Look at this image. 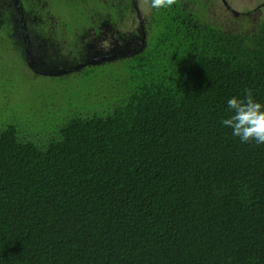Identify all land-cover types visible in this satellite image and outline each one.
I'll use <instances>...</instances> for the list:
<instances>
[{"label": "trees", "instance_id": "obj_1", "mask_svg": "<svg viewBox=\"0 0 264 264\" xmlns=\"http://www.w3.org/2000/svg\"><path fill=\"white\" fill-rule=\"evenodd\" d=\"M47 1L95 32L82 3L105 8L138 47H54L62 70L46 75L1 47L0 264H264V143L221 123L246 89L264 105V12L243 30L207 0L140 1L143 17L137 0ZM16 74L49 79L58 106L16 104Z\"/></svg>", "mask_w": 264, "mask_h": 264}, {"label": "rangeland", "instance_id": "obj_2", "mask_svg": "<svg viewBox=\"0 0 264 264\" xmlns=\"http://www.w3.org/2000/svg\"><path fill=\"white\" fill-rule=\"evenodd\" d=\"M19 1L22 2V11L25 16L26 24L31 27L38 25L45 26L42 27V32L39 30L40 34L45 33L48 35H53L55 41L57 42V46L55 47H58L59 52H61L62 49L63 52L66 53V47H62L63 45L61 44V42L58 41H66L73 38L75 41V39L79 38L80 41L83 42L85 41V39L91 40L94 38H98L99 46H95L94 44L90 45V49L92 51H96L94 55L105 56V55H114L117 53H123L122 50L124 46L122 43H127L126 36L123 34L125 33V29L123 31L119 28L116 29L115 23H113V25L108 24L109 23L108 17L110 15L104 12L106 11L105 8H98L97 5H92L93 8L89 10L88 6L86 5V3L88 2L82 3L83 6L82 10L87 11L86 18L91 22V24H97L96 29L98 30V32H95L90 26L86 27L83 24L80 27L70 25V26H74L72 28L78 31L79 28H81V32L80 31L75 32L73 30H65L66 29L65 27H68L66 25V21L70 16V14H68V9H66V7L68 6L64 4H60V5H55L52 3L50 4L47 0H19ZM95 1L105 2L106 0H95ZM127 1L130 6L129 9H132L130 0ZM140 1H145V0H137V6L139 7L141 11V16L143 17L147 13L144 12L143 5L140 3ZM207 1H206L207 12L209 15L214 17L219 22L223 23V25L225 24V26L227 25V26L240 27V28H244L243 30L246 29L245 27H248L247 29H249L252 28L253 24H257L258 19H260L263 16V12H264V0H224V2L226 1L229 4L228 7L224 3H220V2L217 3L214 2L213 0H207ZM12 4H13V0H0V40L6 36L7 34L6 28L8 26L14 25V21L12 17V15L14 14L12 10ZM126 8H128V6ZM232 10H235L238 13L244 10H252V11L254 10V11L250 14L249 19H247L246 16L235 14L232 12ZM123 12L125 11L123 10ZM127 14L128 13H126V15ZM15 19L17 20V17ZM231 21H233L234 23ZM117 32H121L123 34L122 38L117 37ZM11 36L12 38L10 40L13 43H11V41L9 43V41L7 40L8 42L7 41L5 42V46L3 47L0 46V49L2 47L5 50H9L13 54H17V56L22 57V53H21L23 50V45L21 42L22 35L18 33V35L16 34L15 37L13 35ZM128 36H132V35L128 33ZM102 38L103 39L106 38L107 42L102 43L101 41ZM33 42L34 44H37V46H45L41 44V43H45L44 41H39L34 39ZM136 47H138V43H133L132 45L129 44L124 49L130 50ZM4 55H6L5 51L0 50V56H1L0 71H2L3 75H6V77L2 78L0 82L4 81L6 83L5 86H9L14 84L8 81V76L12 75L14 71L11 70L10 68L11 65L8 61V58ZM43 56L44 55L42 51L41 53L37 54L36 57L35 56L34 57L37 62H42L41 65L48 64L50 66L49 67L50 69L60 70L62 68V65L59 64L62 63L61 61L54 60L52 56H45V58H42ZM73 57L74 56L70 57L71 62H76L73 59ZM24 69H25L24 65H22V70ZM26 74H27V70H26ZM16 75L19 77V79L16 80L17 83L15 84V88L13 90L14 93L12 95L16 104L24 108L25 107L31 108L32 106L26 104L25 99L27 97L29 98L30 95H35V96L42 95L45 97V99L48 101L49 104L52 103L58 106V104L55 103L56 97L55 96L53 97V94H50L51 88L54 85L50 83L49 79L42 80L41 78L34 77L35 80H30V78L27 75L26 76L25 75L19 76L18 74ZM2 84L3 83H0V85ZM36 88L37 90L39 89L40 93L36 92ZM47 96H51V97L47 99ZM18 99L20 101H18ZM40 99L41 102L42 101L44 102V99L42 98ZM43 102L41 103L40 106H43V110L45 111L47 103L43 105Z\"/></svg>", "mask_w": 264, "mask_h": 264}, {"label": "flooded vegetation", "instance_id": "obj_3", "mask_svg": "<svg viewBox=\"0 0 264 264\" xmlns=\"http://www.w3.org/2000/svg\"><path fill=\"white\" fill-rule=\"evenodd\" d=\"M135 3V0H134ZM133 4V2H132ZM12 10L14 12V14L12 15L13 17V21H14V25L13 26H8L7 29V34L4 38H2L0 40V46H5V42L8 40L10 43V39L12 38L11 35H13L15 37V35L18 33L20 35H22V45H23V50H22V54L24 56L25 62L29 65V67L36 73L41 74V75H46V74H58L60 72V70H62V68L59 69H50L48 64H42V62H37L35 60V57L37 54L41 53L43 51V57L45 58V56H50L51 53L53 52L52 50L54 49L55 46H57V42L55 41V38L53 35H48L45 33H41L39 32V30L42 32V27L45 26H28L25 22V16L23 14L22 11V2H20L19 0H13V4H12ZM17 17V20L15 19ZM61 29V28H60ZM65 30H73L75 32H81V28H79V31L73 28H66ZM81 35V34H80ZM81 38V36H80ZM39 40V41H46L47 44L45 43H41L42 45L45 46H37V44H34L33 40ZM86 40V39H85ZM104 40V39H102ZM101 40V41H102ZM7 41V42H8ZM58 41V40H57ZM61 42V44L63 45L62 47H66V50L68 48H70L71 46H74L75 44L81 42L79 38L75 39H69L66 41H58ZM85 41L81 42L84 43ZM11 43H13L11 41ZM49 43V44H48ZM40 44V43H39ZM58 48V47H57ZM46 49V50H44ZM61 52H63V50L61 49ZM35 56V57H34Z\"/></svg>", "mask_w": 264, "mask_h": 264}, {"label": "clouds", "instance_id": "obj_4", "mask_svg": "<svg viewBox=\"0 0 264 264\" xmlns=\"http://www.w3.org/2000/svg\"><path fill=\"white\" fill-rule=\"evenodd\" d=\"M151 8L161 9L173 5L176 0H145ZM228 108L232 114L221 121L222 125L231 128L232 135L241 142L255 141L264 143V105L253 98L250 89L245 90L241 98L228 100Z\"/></svg>", "mask_w": 264, "mask_h": 264}]
</instances>
